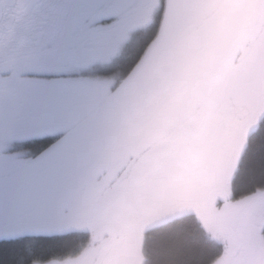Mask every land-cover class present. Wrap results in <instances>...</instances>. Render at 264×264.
I'll return each instance as SVG.
<instances>
[{"label":"rangeland","instance_id":"obj_1","mask_svg":"<svg viewBox=\"0 0 264 264\" xmlns=\"http://www.w3.org/2000/svg\"><path fill=\"white\" fill-rule=\"evenodd\" d=\"M83 1L86 0H63L59 5L60 11L68 16L73 15ZM170 2L171 0H168L158 34L144 50L131 71L120 80L109 77L105 82L94 85L95 89H104L106 92L113 87V91H110L111 95L119 97L115 103L117 109L136 102L141 97L143 104H148L161 87L160 85L164 83L162 79L145 86L143 76L154 73L164 61V57L160 56V50L170 23ZM130 30L126 27L116 34L95 41L104 45L102 51L98 53V56L104 55V57L102 61L98 60V64L108 63L120 54L131 38ZM228 32L230 34L236 32L233 39H222L220 43L215 40L212 51L202 52L197 49L193 52L191 58L201 59L200 71L202 72L192 85L195 94L178 106L169 105L166 101L160 100L156 104L155 115L157 117L176 116L181 126L193 130L196 154L199 155L203 171L214 181L220 197L225 199V205H228L231 211L227 215L237 212L247 246L264 264L262 235L264 189L237 201L231 197L233 177L245 152L247 140L264 117V6L259 13L248 18L245 23L238 20L232 28L228 29ZM215 33V31L211 32L210 37L213 38ZM176 71L171 70V75ZM57 80L58 78L45 79L43 84L34 85L39 88L24 93L18 99L0 104V160H12L19 155L17 152L10 151L13 144L19 141L59 133H62L64 139L74 133L92 134L94 138H100L103 132H106L108 117L101 106L104 105L106 108L108 99L105 97V99L92 101L84 98L73 103L71 98L56 99L52 97L55 93L62 90L71 92V88L78 87L75 78L67 77V79ZM127 90L130 93L125 97L123 94ZM48 95L54 100L50 106H47L42 98ZM99 101L103 103L98 105ZM128 112V110L122 111V119L127 117ZM61 121L66 124L62 126ZM99 124L102 127L92 131V128ZM80 126L86 128H80L78 131L77 128ZM135 131L134 128L133 132ZM137 146L139 144L135 147ZM93 153L94 156H98L101 151L93 150ZM117 154L118 158L124 159L131 155L129 149L121 150ZM150 158L151 153L146 150L140 155L131 156L129 161L93 169L86 180L73 186L74 190L79 191L76 201L89 199L94 191L100 192L103 197H119L120 201L111 200L113 204L111 211H104L106 216L115 223L136 219L144 210L147 213L170 214L183 209L188 199L192 198L191 192L194 185H186V182L182 181L177 189L171 191L172 186L165 187V179L154 183L152 177L154 170H150ZM95 162L97 161L93 160V163ZM150 190L157 194L148 197ZM139 194L140 199L134 206H130L127 201H133V198ZM163 196L170 201L167 205L164 204L158 208L156 201L159 198L157 197ZM113 208L116 209L113 210ZM224 214L220 212L219 218L223 219ZM167 219L168 217H150L126 228L106 245L96 259H90L87 264H142L144 232L163 224ZM85 229L81 224H64L42 230L40 233L63 234L73 231L81 232ZM209 232L211 233L210 230ZM212 235L224 247L221 256L212 264H229L228 245L225 239L214 233ZM87 253L88 247L75 256L33 261L30 264H86Z\"/></svg>","mask_w":264,"mask_h":264},{"label":"trees","instance_id":"obj_2","mask_svg":"<svg viewBox=\"0 0 264 264\" xmlns=\"http://www.w3.org/2000/svg\"><path fill=\"white\" fill-rule=\"evenodd\" d=\"M160 20L158 16L151 28L134 33L120 55L110 62L107 72L100 69L98 74L108 73L117 79L125 76L155 39ZM62 137L46 135L16 142L10 151L19 155L12 160H0V264L66 258L88 247L87 264L123 230L150 217L168 219L144 232L142 264H212L224 248L213 233L225 239L229 264H263L247 246L237 212L227 215L231 211L225 199L203 171L192 129L172 118L149 120L143 128V140L137 146L138 153L146 150L151 153L149 161L150 170H154V183L165 179V187L172 186V191L184 181L186 185H194L192 198L179 211L155 214L144 210L136 219L120 223L111 221L104 212L111 211V200L120 201L119 197H103L94 191L89 199L76 201L78 190L72 186V180L82 172V161L87 160L93 150L101 151V155L102 145L91 140L89 143L81 141L80 135L76 139ZM87 147L91 150L85 153ZM93 164L106 166L103 162ZM170 181L171 184H167ZM263 189L264 117L247 140L233 177L231 197L237 201ZM140 194L133 201H127L130 206L137 203ZM156 194L150 190L148 197ZM157 198L158 208L170 201L165 196ZM220 212L225 213L223 219L219 218ZM64 224H81L86 229L63 234L40 233ZM262 235L264 238V227Z\"/></svg>","mask_w":264,"mask_h":264},{"label":"flooded vegetation","instance_id":"obj_3","mask_svg":"<svg viewBox=\"0 0 264 264\" xmlns=\"http://www.w3.org/2000/svg\"><path fill=\"white\" fill-rule=\"evenodd\" d=\"M62 1L0 0V104L18 99L24 93L39 88L34 85L43 84L45 79L63 80L67 77L75 78L78 87L71 88V92L62 90L52 97L71 98V103L84 98L92 101L105 97L108 99L107 107L101 106L108 117L106 132H103L100 138H94L92 134H79L81 141L99 142L103 147V155L94 156L93 151L89 152L90 147L85 148L84 152H89L88 158L82 161V172L72 180V186L88 178L73 183L81 177L84 162L95 169L97 167L92 163L93 160L109 166L112 163L129 161L131 156L140 155L135 146L143 140V128L147 121L156 122L161 118H172L177 122L176 116L157 117L155 108L160 100L178 106L195 94L192 85L202 72L201 59L191 58L193 52L197 49L202 52L212 51L215 40L220 43V40L228 39L232 35L227 31L238 20L245 23L264 6V0H171L170 23L160 50L164 61L158 68L164 64H174L157 80H152L154 73L143 76L145 86L162 79L164 83L154 94L155 96L160 93L153 110L139 123L131 122L125 127L126 121L148 104H143L141 97L136 102L117 109L115 103L119 97L111 95L113 87L112 90L107 89V92L104 89H95V84L105 82L109 77L116 80L125 77L117 79L108 73L98 74L100 69L107 72L110 62L120 54L108 63L98 64V60L102 61L104 57L98 56L104 45L95 41L116 34L126 27L131 29L132 37L138 31L151 28L160 16L159 28L156 29L158 34L168 0H86L69 16L60 11L59 5ZM213 31L216 33L211 38L210 33ZM190 37L195 42L194 50L191 51ZM86 45L90 48L87 49ZM93 51L95 53L92 54ZM134 66L135 64L131 69ZM171 70L177 71L171 75ZM168 88V91L162 92ZM129 93L127 90L123 95L126 97ZM42 98L47 106L54 102L49 95ZM102 103L99 101L97 104ZM123 110L129 111L125 119H122ZM65 124L66 122L61 121L62 126ZM84 127L80 126L77 130ZM100 127L102 125L99 124L93 127L92 131ZM77 136L78 133H74L68 138L76 139ZM125 146L131 155L126 159L118 158L117 152L125 150L121 149Z\"/></svg>","mask_w":264,"mask_h":264},{"label":"water","instance_id":"obj_4","mask_svg":"<svg viewBox=\"0 0 264 264\" xmlns=\"http://www.w3.org/2000/svg\"><path fill=\"white\" fill-rule=\"evenodd\" d=\"M245 2V1H244ZM189 43H190V45H191V48H190V51L191 50H194V45H195V42H194V40L190 37L189 38ZM173 64L174 63H170V64H164L161 68H158L157 69V71H155L154 72V74H153V76H152V80H157V79H159V78H161L163 75H165V73H166V71H167V69H169L171 66H173ZM169 90V88L168 89H166V90H162V92H164V91H168ZM161 92V93H162ZM160 94V93H159ZM159 94H156L155 96H154V98L151 100V102L150 103H148V105L147 106H145L144 108H143V110L142 111H140V112H136L134 115H133V117H131L130 119H128L127 121H126V123L124 124L125 125V127H127L128 125H130L131 124V122H135V123H139L144 117H146L147 115H148V113H150L152 110H153V108L155 107V104H156V102H157V100H158V95ZM126 148V146L125 147H121V149H125ZM83 165H84V171H83V173L81 174V177L79 178V179H75L74 181H73V183H76V182H78V181H80L81 179H84V178H87V177H89V175H90V173H91V171H92V166L91 165H88L87 163H83Z\"/></svg>","mask_w":264,"mask_h":264}]
</instances>
